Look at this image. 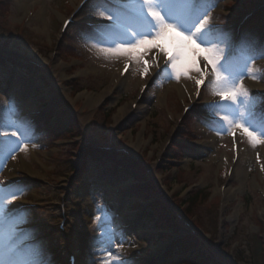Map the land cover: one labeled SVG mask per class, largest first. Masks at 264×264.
Wrapping results in <instances>:
<instances>
[{"label":"rangeland","instance_id":"obj_1","mask_svg":"<svg viewBox=\"0 0 264 264\" xmlns=\"http://www.w3.org/2000/svg\"><path fill=\"white\" fill-rule=\"evenodd\" d=\"M79 1L0 0V109L14 106L18 118L30 126L26 150L18 148L14 159L9 156L0 163V182L22 189L9 206L10 211L25 214V222L13 233L21 255L38 264L54 260L65 264L69 253L78 251L79 264H102L103 250H109L115 264H185V258L196 255L191 247L183 259L174 257L167 263L163 259L190 237L216 264H264V153L259 149L264 143L253 147L241 129L229 128L220 120V115L235 114L230 105H221L219 115L211 114L206 106L216 104L217 96L212 94L210 74L202 98L178 120L190 101L182 100L180 92L194 91L200 72L165 78L154 48L142 57L147 61L146 73L143 63L102 53L100 48L115 46L111 41L117 36L101 35L94 26H85L101 19L96 0L81 9L61 39L62 19ZM263 4L264 0H207L205 6H211L209 23L232 41L235 26L254 7L255 14L245 24L253 18L261 24ZM256 39L236 38L237 49L228 56L229 71L244 73L238 82L252 103L244 98L239 111L251 117L249 123L264 118V95L251 92L247 81L264 88V55L252 49ZM125 64V81L113 83V75ZM152 73L143 96L148 104L144 117L125 116L114 125L119 111L135 101L139 80L145 82ZM108 90L95 108L88 107L87 96H101ZM174 123L175 134L162 151ZM94 146L109 153L103 162L87 156ZM234 150H238L234 170L244 177L232 181V188L240 191L224 204L217 191L227 185L223 163L230 162ZM125 157L144 169L147 182L155 188L147 200L138 195V181L131 178L126 168L131 161L121 159ZM196 192L198 199L186 209L184 203ZM157 204L178 224V234L161 222L156 230L157 223L143 219L140 210H154L156 216ZM61 212L66 225L59 234ZM233 215L232 220L226 219ZM98 219L103 238L98 236ZM14 223L10 221L9 227Z\"/></svg>","mask_w":264,"mask_h":264},{"label":"snow or ice","instance_id":"obj_2","mask_svg":"<svg viewBox=\"0 0 264 264\" xmlns=\"http://www.w3.org/2000/svg\"><path fill=\"white\" fill-rule=\"evenodd\" d=\"M207 0H96V14L101 18L94 28L101 35H116L109 47L100 51L105 55L126 56L130 60L145 65L143 55L150 49H156L167 57L163 69L165 78L188 76L190 72H200L201 79L196 81L199 89L209 75L201 71L197 60L202 59L205 69L210 67L212 94L219 97V102L206 107L212 115H219L221 105H230L235 113L231 117L220 115L229 128L242 130L249 143L255 147L264 143V118L259 122L249 123L251 117L239 111V104L244 98L252 103L247 89L238 81L244 73L233 75L228 68V53L231 51L230 38L209 23V6ZM117 5L119 7H112ZM134 22L135 26L129 23ZM103 21H107L105 24ZM248 47L246 42H242ZM217 45H223L218 47ZM264 55V49L261 50ZM125 70L128 65H124ZM247 68V66H246ZM170 69V71H169ZM251 74V69H247ZM255 78V75H252ZM30 126L20 120L14 106L5 105L0 109V163L9 156L14 159V153L19 148L26 150L27 133ZM22 189L15 185H3L0 182V264H38L35 259L25 258L15 245L13 233L18 231V225L25 222V214L12 212L9 206L16 200ZM14 221L12 227L9 222ZM98 236L103 238L104 229L97 221ZM106 259L102 264H115L112 253L103 250Z\"/></svg>","mask_w":264,"mask_h":264},{"label":"bare ground","instance_id":"obj_3","mask_svg":"<svg viewBox=\"0 0 264 264\" xmlns=\"http://www.w3.org/2000/svg\"><path fill=\"white\" fill-rule=\"evenodd\" d=\"M72 1H74V0H72ZM62 21H63V19H62ZM154 57L156 58V63H157L158 66H164V67L166 66L167 62H165L166 56L164 55V53L159 52L157 50L155 52V54H154ZM198 60H199V62H197V65H200L202 71H206L207 72L210 69V67L205 69L204 61L202 59H198ZM189 75H193V71L190 72ZM195 80L197 81L198 79L195 77ZM124 81H125V79H124V66H122L113 75L112 82L119 85V84H122ZM247 81L249 83V87H250L251 92H253V93H264V88L259 83H257L256 81H254L252 79L251 80H247ZM138 85H140L139 88L142 86L140 80L138 82ZM109 92H110V90L106 91L101 96H95V97L87 96V105H89L88 107H91V109L95 108L101 102V100L104 97L109 95ZM180 96H181L182 100L187 97V98H189L191 103L194 102V99H193L194 98V93L192 91H190L189 88H187V90H183L182 89L181 92H180ZM214 100H215V102H219V97H216ZM147 107H148V104H147L146 101H144L143 98H142L141 101H139V103H137V107H136V109L134 111L131 110V104H130L128 109L127 108H123V109H121L119 111L118 116H116L115 119H114V125H116V126L119 125L121 120L123 118H125V116H130V117L136 118L137 120H141L144 117V115L146 114V112H147ZM179 118H181V116H179ZM172 135H173V131H171L170 137ZM218 140L219 139H216L215 137H213V138L211 137V141L212 142L213 141L218 142ZM204 144L209 145V143L207 141L204 142ZM259 149L262 150V152L264 153V145L263 146L259 145ZM241 152H242V149H241ZM224 164H226L228 166H233L231 163H229L227 161H225V163H223V165ZM10 177H13V180H14L15 179L14 173H12ZM235 177L239 178V179H242L244 177V175L240 176L238 174V172H236V170H233V173H232L231 177L226 181L227 185H226L225 189L222 192L220 190L217 191V194L223 200L224 204H226V202H228L232 198H234L236 193L240 191V188L233 189L232 186H231V183L235 179ZM262 192L264 193V188H263ZM13 209L14 208H12L11 210H13ZM234 217H235V215H233V216H231L229 218H226V219L227 220H230V219L232 220ZM261 217H262V219L264 221V209H263V211L261 213ZM55 264H62V263H57L56 262Z\"/></svg>","mask_w":264,"mask_h":264},{"label":"trees","instance_id":"obj_4","mask_svg":"<svg viewBox=\"0 0 264 264\" xmlns=\"http://www.w3.org/2000/svg\"><path fill=\"white\" fill-rule=\"evenodd\" d=\"M255 29H258V22L253 24ZM256 35V33H255ZM89 152H87V156L90 157L91 159H97V161L100 162V160L102 161V159H104L105 155L103 152H101L98 149H89ZM127 161V160H125ZM130 162V161H129ZM133 163L135 162H130L131 166H126V168L129 171V174L131 175V178L135 179V181H138V186H137V190H138V195L141 194L143 196V200H147V197H152L153 193H156L155 188L153 187V185L149 182H147L145 173H144V169L143 168H139L138 166L135 167V165H133ZM136 164V163H135ZM141 190L142 188L145 189V191L143 192H139V189ZM198 195L199 192H196V194H193V196L190 197V201L184 203V206H186V209H188L189 207H191V205L198 199ZM158 206V215L155 216L154 214V210H148L145 211L143 216H147V221L151 224H156L159 225L157 226L158 229L160 227V222L162 225H164L165 228L167 229H172L171 231L176 232L178 230V224L174 221L173 217L170 216L168 214V212H166L164 210V208H162V210L160 211V204H157ZM159 216V217H158ZM161 218V221H160ZM181 245V246H180ZM198 244H196L195 240L193 238L187 237L184 238L183 241H181L180 243H178V245H176L173 249V253H172V257L175 256V254H179L181 252H183L182 256L186 253L185 251H187L189 249V247L193 248L194 252H195V256H191V257H187L186 261H188L191 264H216V262L213 260V258H211V256H209L206 252H204L201 249H198ZM183 247V248H182ZM197 254H199V256H201L202 258H204V260H198V256Z\"/></svg>","mask_w":264,"mask_h":264}]
</instances>
